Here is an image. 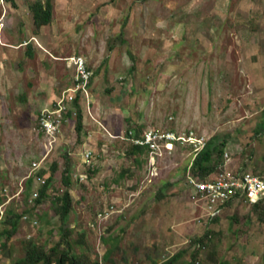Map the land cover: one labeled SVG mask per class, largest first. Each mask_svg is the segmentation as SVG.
<instances>
[{
    "label": "rangeland",
    "instance_id": "rangeland-1",
    "mask_svg": "<svg viewBox=\"0 0 264 264\" xmlns=\"http://www.w3.org/2000/svg\"><path fill=\"white\" fill-rule=\"evenodd\" d=\"M35 1L45 0H5L14 25L0 33V206L21 216L13 238L2 237L0 264L32 246L49 254L64 228L72 253L100 264H163L180 252V263L264 264V203L233 201L207 220L189 147L158 158L151 181L147 155L115 137L193 131L225 141L234 170L264 178V0H50L40 27L31 26ZM79 55L93 72L89 97L69 105L46 152L40 116L71 84L65 59ZM49 177L41 203L29 202ZM66 190L61 224L55 207Z\"/></svg>",
    "mask_w": 264,
    "mask_h": 264
},
{
    "label": "built area",
    "instance_id": "built-area-1",
    "mask_svg": "<svg viewBox=\"0 0 264 264\" xmlns=\"http://www.w3.org/2000/svg\"><path fill=\"white\" fill-rule=\"evenodd\" d=\"M3 7V15L6 14L5 0H0ZM0 22V32L3 28ZM67 69L72 71V80L70 86L63 93V96L54 103L50 109L45 108L40 116V128L46 140V152L51 151L53 142L56 139L57 124L61 121L64 113H67L69 105L76 103L80 94L86 98L89 97V85L93 77V72L89 69L88 63L83 56H71L67 59ZM89 106V103H86ZM54 114V115H53ZM127 144L143 147L148 154V162L152 168L150 170V180L158 174L157 160L170 154L179 145L189 147L191 150V164L189 166L190 185L194 190V196L202 204V209L206 210L207 220H214L219 217L224 209L233 201L245 200L249 205L258 204L264 200V178L252 172H239L230 165L232 154H224V168L214 176L210 175L202 179L192 175L190 172L192 162L205 147V143L200 138H196L194 132L175 133L171 130H163L155 127H147L139 134L134 135L129 130L124 136H117ZM54 138L49 147L50 139ZM90 151L84 149L83 158L87 159ZM44 159V158H43ZM32 170L40 167V162L31 163ZM43 183V181H40ZM6 191V190H5ZM37 193H33L32 198H36ZM200 208V206H199ZM4 213L3 206L1 208ZM107 213L105 212V215ZM23 219L27 220L24 215ZM200 223V221H199Z\"/></svg>",
    "mask_w": 264,
    "mask_h": 264
},
{
    "label": "trees",
    "instance_id": "trees-1",
    "mask_svg": "<svg viewBox=\"0 0 264 264\" xmlns=\"http://www.w3.org/2000/svg\"><path fill=\"white\" fill-rule=\"evenodd\" d=\"M11 5H14V0H8ZM53 4L50 0H45L43 3L39 1H35V3L31 6V11L33 13V23L35 27L45 26L49 24L51 21V10ZM91 82V81H90ZM75 107L79 110V105L74 103ZM78 112V121L75 125L76 130L80 131L81 122L80 116ZM136 134V133H135ZM138 134V133H137ZM220 141V140H219ZM226 146V142H217L214 139H210L205 143L204 149L198 154L195 160L192 162L191 173L197 177H201L204 179L207 176H214L217 172L221 171V166L224 163V148ZM131 154L133 153H143V149L138 146H132L130 148ZM146 152V151H145ZM215 156V158H214ZM216 159V161H215ZM68 167L64 168L63 174V182L66 185H69V175H68ZM40 175V174H39ZM32 178L27 180L28 187L32 182ZM52 179L49 177L45 180L44 184L39 188L37 193V198L35 199V204H40L42 199L45 197L46 186ZM59 204L55 207V214L58 215L61 224L66 223V219L71 209V196L68 190L64 191L62 196L57 198ZM261 202L255 204L253 207L258 209L261 206ZM20 215L11 213V217L5 223V226L0 234L2 237H5L7 241L13 238V236L17 233L18 230V221L20 219ZM216 219V218H215ZM214 219V220H215ZM216 221V220H215ZM61 230V229H60ZM70 234L69 229L64 228L60 231V236L57 241L53 242L54 245L50 247V253L46 254L41 250H36L33 246L30 247L26 254L25 258L15 264H51L55 262L56 264H100L97 260H93L85 253L73 254L72 253V245L71 242L68 241V236ZM201 242V240H199ZM5 246V245H3ZM62 249H61V248ZM60 249V250H59ZM56 252H58L56 254ZM110 254L108 251L105 254V257ZM184 252H180L174 257L168 259L163 264H193V262L189 263H180L179 259L183 256Z\"/></svg>",
    "mask_w": 264,
    "mask_h": 264
},
{
    "label": "clouds",
    "instance_id": "clouds-1",
    "mask_svg": "<svg viewBox=\"0 0 264 264\" xmlns=\"http://www.w3.org/2000/svg\"><path fill=\"white\" fill-rule=\"evenodd\" d=\"M90 69V68H89ZM92 80V79H91ZM129 130H132V129H129ZM128 130V131H129ZM128 131L126 132V133H124L123 135H115V137H117V136H124L125 134H127L128 133ZM133 131V130H132ZM142 131V130H141ZM140 131V132H141ZM139 132V133H140ZM138 133V134H139ZM133 134L134 135H137V134H135L134 133V131H133ZM110 136V135H109ZM119 138V137H118ZM131 147L132 146H138V145H131V144H129ZM138 147H140L141 149H143V153L144 154H146L147 155V163L149 164V162H148V154H147V151L143 148V147H141V146H138ZM146 151V152H145ZM223 159H224V157H223ZM195 160V159H194ZM224 163H225V160H224ZM224 163H223V165L221 166V168L223 169L224 168ZM190 164H191V162H190ZM150 165V164H149ZM151 167V166H150ZM233 168H234V166H232ZM190 171H191V169H190ZM158 172V171H157ZM218 173V172H217ZM156 176H158V174L156 175ZM156 176H154V177H156ZM260 176V175H259ZM151 177V176H150ZM154 177H152V178H154ZM262 177V176H261ZM29 179V178H28ZM39 180V179H38ZM40 181V180H39ZM152 181V180H151ZM37 198V197H36ZM35 198V199H36ZM35 201V200H34ZM262 204L264 203V200H262V201H260ZM255 205V204H254ZM3 206V205H2ZM2 206H0V213H1V217H0V221L2 220V219H4L5 218V216L7 215V218H8V213L5 215V211H4V213H2V211H1V208H2ZM252 206V205H251ZM4 207V206H3ZM106 215H105V210H103V211H100L99 212V214H98V216L100 217V219H102V218H107L109 215H108V211H106ZM220 217V216H219ZM218 218V217H217ZM214 221V220H213ZM4 244H3V241H2V236H1V234H0V256H2V252H3V246ZM200 247V245H198V248Z\"/></svg>",
    "mask_w": 264,
    "mask_h": 264
},
{
    "label": "crops",
    "instance_id": "crops-1",
    "mask_svg": "<svg viewBox=\"0 0 264 264\" xmlns=\"http://www.w3.org/2000/svg\"><path fill=\"white\" fill-rule=\"evenodd\" d=\"M11 11H12V8L8 12L6 10V14L5 15H3V13L1 14V12H0V22L4 25L3 28L1 29V32H0L1 35H2V32H3L4 27H6V26L7 27H13V25H14V22L12 21V18H11L12 17L11 16L12 14H10V13H13L16 10H13V12H11ZM2 12H3V10H2ZM19 13H20V11H19ZM32 25H33V20H31V26ZM33 37L35 38L36 41H38L37 40L38 36L36 37L35 35H33Z\"/></svg>",
    "mask_w": 264,
    "mask_h": 264
}]
</instances>
